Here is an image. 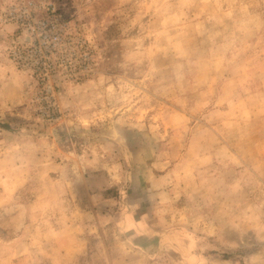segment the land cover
Wrapping results in <instances>:
<instances>
[{
	"label": "rangeland",
	"instance_id": "obj_1",
	"mask_svg": "<svg viewBox=\"0 0 264 264\" xmlns=\"http://www.w3.org/2000/svg\"><path fill=\"white\" fill-rule=\"evenodd\" d=\"M0 65V264H264V0H0Z\"/></svg>",
	"mask_w": 264,
	"mask_h": 264
},
{
	"label": "trees",
	"instance_id": "obj_2",
	"mask_svg": "<svg viewBox=\"0 0 264 264\" xmlns=\"http://www.w3.org/2000/svg\"><path fill=\"white\" fill-rule=\"evenodd\" d=\"M8 128V127H7ZM12 131V130H11ZM20 210H23V208H17L16 210H15V215H17V212H19ZM15 218V219H14ZM14 221H16V224H15V228L17 229V231H16V233L14 234V235H12V224L14 223ZM10 227H12V228H8V232L10 233L9 235L12 237V238H15V239H17V238H19L21 235H22V230H23V228L27 225V223H28V220L26 221V220H19L18 218H17V216H15V217H11V220H10ZM24 226V227H23ZM0 229L4 232V231H6L4 228H3V226L1 225V223H0ZM8 235V234H7ZM14 239V240H15Z\"/></svg>",
	"mask_w": 264,
	"mask_h": 264
},
{
	"label": "crops",
	"instance_id": "obj_3",
	"mask_svg": "<svg viewBox=\"0 0 264 264\" xmlns=\"http://www.w3.org/2000/svg\"><path fill=\"white\" fill-rule=\"evenodd\" d=\"M0 68H1V65H0ZM152 176V175H151ZM153 177V176H152ZM153 178H155V180L154 179H150V184L151 183H155V182H164L166 179H167V174H165V175H158V177L157 176H155V177H153ZM86 239V238H85ZM80 241H82V239H79ZM85 243H87L86 242V240H85ZM79 245H80V243H79ZM73 251V250H72ZM78 251H80V248L78 249V248H74V251H73V253L74 254H71V257H76V253H79V255H81V252H78Z\"/></svg>",
	"mask_w": 264,
	"mask_h": 264
}]
</instances>
